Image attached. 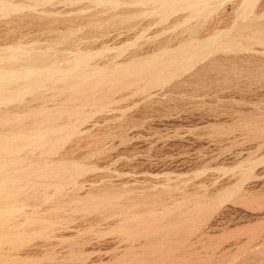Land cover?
<instances>
[{
	"label": "rangeland",
	"instance_id": "374dc122",
	"mask_svg": "<svg viewBox=\"0 0 264 264\" xmlns=\"http://www.w3.org/2000/svg\"><path fill=\"white\" fill-rule=\"evenodd\" d=\"M166 1L0 0V264H264V0Z\"/></svg>",
	"mask_w": 264,
	"mask_h": 264
},
{
	"label": "bare ground",
	"instance_id": "6f19581e",
	"mask_svg": "<svg viewBox=\"0 0 264 264\" xmlns=\"http://www.w3.org/2000/svg\"><path fill=\"white\" fill-rule=\"evenodd\" d=\"M186 0H172L171 2L170 1H166L165 2V4H167V5H172V6H179V5H181V3L182 2H185ZM168 2H170V3H168ZM176 8V7H175ZM4 8L1 6L0 7V10H3ZM245 45V44H244ZM200 47V46H199ZM21 57V56H20ZM20 57H18V58H20ZM25 57V56H24ZM28 58V57H27ZM30 58V57H29ZM23 59V57H22V61L24 62V64H25V68L26 67H28L29 69L30 68H32L33 66H35L37 63L38 64H41V61H38L37 59ZM19 60H21V59H19ZM46 65V64H45ZM39 67V66H38ZM43 67V66H42ZM37 68V67H36ZM44 68V67H43ZM4 69H6V68H4ZM212 70V69H211ZM6 71V70H5ZM4 71V72H5ZM37 70H35V72H36ZM1 72V71H0ZM2 72H3V69H2ZM8 72V71H7ZM10 72H12V71H10ZM38 72V71H37ZM43 72H44V70H43ZM13 73V72H12ZM12 73H11V75H12ZM3 74V73H2ZM5 75V74H4ZM15 75V74H14ZM13 75V76H14ZM35 75L36 76H34L33 74H31V75H29V77L27 76V75H25V76H23V75H21V77L20 78H22V80H24L23 81V86L22 87H24V89L25 88H27V89H30V90H33V89H35L37 86H39L40 84H42L43 82H45V80H47V81H49L50 82V80L49 79H51V81H52V79H53V75H49V73L48 74H40V75H37L36 73H35ZM8 77H11V76H8ZM15 77V76H14ZM17 77H19V76H17ZM24 78V79H23ZM13 79V78H12ZM55 79H56V77H55ZM16 80H14L13 82H15ZM21 81V80H20ZM55 81V80H54ZM10 79H7L6 78V76H3V77H0V102L1 103H3V101H1V100H5L7 97V93L9 92V91H7V93H6V86H8L10 83ZM75 82V81H74ZM77 82V81H76ZM21 86V85H20ZM72 86V82L70 81V82H67L66 83V85H65V88L66 89H69L70 87ZM19 88V87H18ZM20 89V88H19ZM23 89V88H22ZM89 89V88H88ZM27 91V90H26ZM10 94V93H9ZM13 95L11 94V97H12ZM9 98H10V96H9ZM6 100H8V99H6ZM38 113V112H37ZM54 115V114H53ZM52 115V116H53ZM37 116L38 115H35V118L37 119ZM51 115H48V116H45L44 115V117H43V123L42 124H47L48 122L50 123L51 121H50V117ZM55 116V115H54ZM16 122H18L17 120H16ZM0 125H2V126H0V130L2 129V128H4V127H6V113L5 112H1L0 111ZM20 128V127H19ZM30 130L32 131V130H34V132L35 131H41L42 133H46V132H49V131H52V130H50V128L49 127H46V128H44V129H42L41 128V125H39V124H35L34 126H32L31 128H30ZM21 131V130H20ZM22 132V131H21ZM33 132V131H32ZM33 132V133H34ZM41 133V134H42ZM36 134V133H35ZM38 135V134H37ZM19 140L21 141V142H23V140H24V138H19ZM40 142H42L43 141V139L42 138H40V140H39ZM10 142H11V140H8V139H6V134H4V133H0V160H3V159H6V153L8 152L7 150H8V148H10V146H9V144H10ZM95 208V207H94ZM92 212H94V211H92ZM3 214V212L2 211H0V215H2ZM135 231V230H134Z\"/></svg>",
	"mask_w": 264,
	"mask_h": 264
}]
</instances>
